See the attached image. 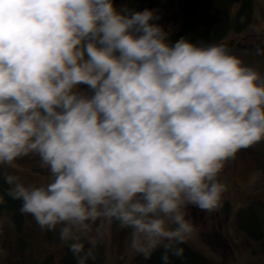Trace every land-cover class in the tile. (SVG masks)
Here are the masks:
<instances>
[{"label": "clouds", "instance_id": "1", "mask_svg": "<svg viewBox=\"0 0 264 264\" xmlns=\"http://www.w3.org/2000/svg\"><path fill=\"white\" fill-rule=\"evenodd\" d=\"M160 19L114 0H0V165L35 156L50 173L5 175L6 194L77 264L96 259L80 234L97 221L130 229L145 260L182 258L189 206L215 211L225 164L264 140V75L225 44L171 42Z\"/></svg>", "mask_w": 264, "mask_h": 264}, {"label": "rangeland", "instance_id": "2", "mask_svg": "<svg viewBox=\"0 0 264 264\" xmlns=\"http://www.w3.org/2000/svg\"><path fill=\"white\" fill-rule=\"evenodd\" d=\"M180 2L181 0H176L157 21L165 31L170 32V36L182 24ZM125 4L135 9L133 0H122L115 6L119 8ZM238 10L239 6H236L234 14ZM222 44L227 45L233 54L240 56L246 65L264 73V57L261 63L257 54L258 48L264 45V8L261 0H256L251 28L241 35L231 34ZM15 164L16 167L2 166L7 175L19 176L26 185L39 186L50 179L49 170L40 166L38 157H22ZM219 179L228 185V191L224 193L221 205L215 211L205 212L192 206L187 209L188 218L198 229L187 245L205 257L210 264H264L261 245L250 240L239 230L237 224L238 214L252 205L264 213V140L239 151L234 160L225 164ZM92 228L93 231L87 236L80 235L87 243L90 238L96 240L95 248L103 249V264H145L142 255L130 248V229H122L115 222L108 224L102 221H97ZM49 235L52 243L47 242V231L41 230L28 214L22 235L18 234L11 220L0 221V262L39 264L41 259L49 256L60 260L62 246L56 242L58 231H49ZM20 239L23 241L22 246L19 244ZM20 252H24L23 255Z\"/></svg>", "mask_w": 264, "mask_h": 264}, {"label": "trees", "instance_id": "3", "mask_svg": "<svg viewBox=\"0 0 264 264\" xmlns=\"http://www.w3.org/2000/svg\"><path fill=\"white\" fill-rule=\"evenodd\" d=\"M261 1L264 8V0ZM120 2L122 0H114L115 5ZM133 2L136 4L135 10L137 11L152 9L156 10L158 15H161L176 0H133ZM236 6H239V10L234 14L233 11ZM255 8L256 0H181L179 9L182 15V24L170 36V41L174 43L181 37H185L193 43L202 41L204 43L220 44L231 34L241 35L251 28L255 16ZM258 49L262 53L258 54L262 63L264 45L262 44ZM5 175L7 173L3 166L0 165V221L4 219L11 220L18 234L22 235L26 214L20 212L21 201L13 200L7 196L6 192L9 186L4 181ZM237 224L239 230L254 243L260 244L261 251L264 252V213L262 214L257 206L255 208L252 205L238 214ZM47 233V242L52 243L49 231ZM22 242L20 239L19 244L21 246ZM56 242L62 246L61 259L55 260L49 256L41 259L39 264H77V260L68 246L60 241L59 235L56 237ZM80 242L84 243L86 249L91 247L83 238H81ZM181 246L184 248L183 257L176 258L170 255V264H210L205 257L190 248L187 243ZM93 251L96 259L94 261L89 260L88 264H103V249L96 247ZM162 252L163 250L159 249L150 259H144L145 264H163L161 260ZM20 253L23 255L24 252ZM0 264L2 263L0 262Z\"/></svg>", "mask_w": 264, "mask_h": 264}]
</instances>
